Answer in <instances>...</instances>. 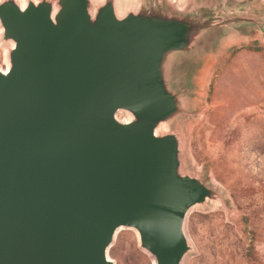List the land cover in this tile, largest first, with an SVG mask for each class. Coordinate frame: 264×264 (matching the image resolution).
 Listing matches in <instances>:
<instances>
[{
  "label": "water",
  "instance_id": "obj_1",
  "mask_svg": "<svg viewBox=\"0 0 264 264\" xmlns=\"http://www.w3.org/2000/svg\"><path fill=\"white\" fill-rule=\"evenodd\" d=\"M208 13L139 0L0 4V264H113L119 228L155 264H184L189 210L216 193L181 170L160 131L181 111L172 56L212 26ZM125 112L126 120L117 113Z\"/></svg>",
  "mask_w": 264,
  "mask_h": 264
},
{
  "label": "rangeland",
  "instance_id": "obj_2",
  "mask_svg": "<svg viewBox=\"0 0 264 264\" xmlns=\"http://www.w3.org/2000/svg\"><path fill=\"white\" fill-rule=\"evenodd\" d=\"M157 1L171 11L205 9L212 24L191 50L172 56L181 111L160 127L178 136L182 172L216 193L187 214L184 264H264V0ZM138 2L117 0L118 10ZM11 47L0 27L3 71ZM107 256L153 264L132 228L117 230Z\"/></svg>",
  "mask_w": 264,
  "mask_h": 264
},
{
  "label": "clouds",
  "instance_id": "obj_3",
  "mask_svg": "<svg viewBox=\"0 0 264 264\" xmlns=\"http://www.w3.org/2000/svg\"><path fill=\"white\" fill-rule=\"evenodd\" d=\"M5 3V0H0V4ZM16 3L19 4L20 10L23 11L27 5V0H23V2H21V0H16Z\"/></svg>",
  "mask_w": 264,
  "mask_h": 264
},
{
  "label": "bare ground",
  "instance_id": "obj_4",
  "mask_svg": "<svg viewBox=\"0 0 264 264\" xmlns=\"http://www.w3.org/2000/svg\"><path fill=\"white\" fill-rule=\"evenodd\" d=\"M117 232V231H116ZM153 264H155V261H154V259H153Z\"/></svg>",
  "mask_w": 264,
  "mask_h": 264
},
{
  "label": "crops",
  "instance_id": "obj_5",
  "mask_svg": "<svg viewBox=\"0 0 264 264\" xmlns=\"http://www.w3.org/2000/svg\"><path fill=\"white\" fill-rule=\"evenodd\" d=\"M248 19H249V18H248ZM249 20H250V19H249ZM249 20H248V22H252V21H249Z\"/></svg>",
  "mask_w": 264,
  "mask_h": 264
}]
</instances>
